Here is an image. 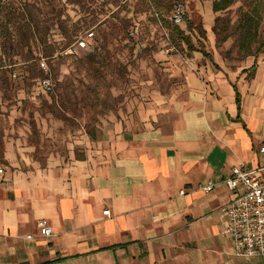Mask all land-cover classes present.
Listing matches in <instances>:
<instances>
[{
    "label": "crops",
    "instance_id": "0c3cea01",
    "mask_svg": "<svg viewBox=\"0 0 264 264\" xmlns=\"http://www.w3.org/2000/svg\"><path fill=\"white\" fill-rule=\"evenodd\" d=\"M157 60L165 84L143 87L79 156L41 166L4 141L0 264H264L235 251L221 218L241 192L223 183L234 166L264 182V53L236 69L200 50Z\"/></svg>",
    "mask_w": 264,
    "mask_h": 264
},
{
    "label": "rangeland",
    "instance_id": "374dc122",
    "mask_svg": "<svg viewBox=\"0 0 264 264\" xmlns=\"http://www.w3.org/2000/svg\"><path fill=\"white\" fill-rule=\"evenodd\" d=\"M78 1L13 0L16 4L27 3L35 7L42 20L41 30L43 24L48 23L50 30L45 39L55 54L45 57L44 45L37 36L33 38V58L27 63H37V68L52 83L50 91L40 84L43 78L25 79L26 48L23 56L18 55L13 64L6 66L14 86L0 89V156L5 140L13 142L31 164L42 166L51 157L68 159L72 152L79 156L88 137L97 138L102 134L104 125L115 120L127 105L141 97L139 91L143 87L157 88L165 84L163 67L157 59L185 54L186 46H182L185 50L182 52L172 43L153 7L143 0ZM213 1L176 0L171 9L178 5L183 7L184 20L179 26L205 57H220L227 67L240 68L253 57L245 58L238 52L235 36L217 45L212 31L215 19L205 38L196 28L205 30L204 21ZM242 3L243 0L241 4L236 2L230 10L220 14L217 29L221 38L225 31L233 32L242 9H245ZM261 10V29L264 30V3ZM171 11L164 14L169 21ZM213 15L216 18L217 14L213 12ZM56 19L66 26V33L57 24L52 26ZM122 21L129 26L127 36L122 30ZM189 23H193L192 30L188 28ZM90 31L94 36L87 40V46L79 47L77 40L87 37ZM68 43L69 47L63 49ZM170 47L174 50L167 52ZM88 53L95 54L93 62L87 58ZM41 62L45 63V68ZM59 83L63 85L61 88ZM103 100L106 106L101 103Z\"/></svg>",
    "mask_w": 264,
    "mask_h": 264
},
{
    "label": "trees",
    "instance_id": "16d2710c",
    "mask_svg": "<svg viewBox=\"0 0 264 264\" xmlns=\"http://www.w3.org/2000/svg\"><path fill=\"white\" fill-rule=\"evenodd\" d=\"M143 1L151 6V8L153 7L163 26L168 30L172 43L177 46L180 51L183 52L186 50L185 52L188 54L189 52L198 50L191 42L190 37L186 34L185 30L179 25L174 24L171 20L169 21L164 16L165 13H169L172 10V5L176 0ZM243 1L244 3L242 4L245 6V9H242L239 20L236 25H234L233 32L228 33L225 31L224 36L221 38L217 29V24L221 21L220 14L230 10L236 2H240L241 4V0H214L212 10L217 16L212 31L217 39V45L224 44L231 36H235V43L238 52L241 53L242 56H245V58L253 57L257 59L259 57L258 55L264 53V30L261 29L263 23L261 8L264 0ZM37 15L35 7L30 6L27 3L16 4L13 0H0V89L2 90L11 89L14 86V83L7 75L8 70L6 66L13 64L14 58L18 55L21 54V56H23V50L25 48L28 50V56H24V61L27 63L33 58L31 57L33 56L31 42L35 36H37L39 41L44 45L43 52L45 57L50 58L55 54L54 48L48 45L45 39V36L50 30L49 25L48 23H44L41 30L40 23L42 20H39ZM44 22L47 21L44 19ZM226 23L228 22L226 21ZM52 24V26L57 24L64 32L66 31V26L62 21H53ZM121 24L123 28L122 30L127 36V29L129 26L127 22L122 21ZM188 28L192 30L193 23H189ZM196 28H198L203 38H205L206 30H204L203 27L200 29L199 26ZM183 45L186 46L185 50L184 47H182ZM68 47L69 43L66 44L63 49ZM94 57L95 54H87V58L91 59L92 62V58ZM25 68V73L27 74L25 79L27 81L36 78H46L44 72L37 68V63H27ZM62 86V83H59V88ZM64 99H67L68 101L67 97ZM101 103L105 105L106 101L103 100ZM109 110H112V108Z\"/></svg>",
    "mask_w": 264,
    "mask_h": 264
},
{
    "label": "built area",
    "instance_id": "2783aa9c",
    "mask_svg": "<svg viewBox=\"0 0 264 264\" xmlns=\"http://www.w3.org/2000/svg\"><path fill=\"white\" fill-rule=\"evenodd\" d=\"M170 20L181 25L184 20V10L181 5L175 6L170 14ZM92 31L87 33L84 39H78L79 47L87 46V40L92 38ZM174 50L173 47L167 52ZM42 68L45 63L41 62ZM40 84L47 90H52V83L49 78L40 81ZM264 153V145L260 148ZM260 169L248 168L245 164H239L232 168L228 177L223 183L230 190L241 192L227 203L221 212V218L225 219V225L222 228V235L231 239L235 245V251L245 256L264 257V182L261 180ZM3 174V166L0 162V176ZM215 183L208 182L201 189L204 192H210ZM109 214V211H104ZM38 227L42 229L45 237L52 235V228L44 220L38 221ZM28 239L32 236L28 235Z\"/></svg>",
    "mask_w": 264,
    "mask_h": 264
}]
</instances>
